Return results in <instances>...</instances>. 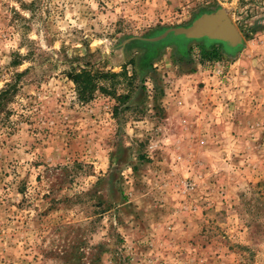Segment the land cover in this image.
<instances>
[{
  "label": "rangeland",
  "instance_id": "1",
  "mask_svg": "<svg viewBox=\"0 0 264 264\" xmlns=\"http://www.w3.org/2000/svg\"><path fill=\"white\" fill-rule=\"evenodd\" d=\"M0 264H264V0H0Z\"/></svg>",
  "mask_w": 264,
  "mask_h": 264
},
{
  "label": "water",
  "instance_id": "2",
  "mask_svg": "<svg viewBox=\"0 0 264 264\" xmlns=\"http://www.w3.org/2000/svg\"><path fill=\"white\" fill-rule=\"evenodd\" d=\"M170 36L220 41L230 48L238 47L242 43L241 32L224 8L205 12L188 26L171 27L157 36L140 39L157 42Z\"/></svg>",
  "mask_w": 264,
  "mask_h": 264
},
{
  "label": "trees",
  "instance_id": "3",
  "mask_svg": "<svg viewBox=\"0 0 264 264\" xmlns=\"http://www.w3.org/2000/svg\"><path fill=\"white\" fill-rule=\"evenodd\" d=\"M176 40L178 43L183 44L188 41V39H185L184 37L180 36L177 37ZM207 40V39H206ZM207 42H219L225 46L227 50H235L238 47L235 48H230L225 45V43L220 42V41H212V40H207ZM134 75V74H133ZM118 76H127V72L124 69L120 73H114L112 71H94L93 69H89L86 67L83 68H73L69 72V78L74 82L77 91L79 92V96L83 100H88L90 99L94 93L97 90H101L102 92H107L109 91V86L104 85L103 81H110L113 82L111 83L110 87H112V84H115L116 79ZM128 95H120L119 98L122 100H127Z\"/></svg>",
  "mask_w": 264,
  "mask_h": 264
}]
</instances>
